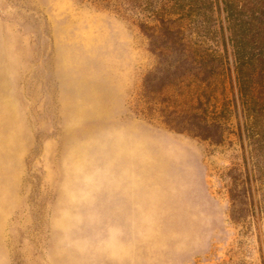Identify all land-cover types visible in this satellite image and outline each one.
<instances>
[{"label":"rangeland","instance_id":"rangeland-1","mask_svg":"<svg viewBox=\"0 0 264 264\" xmlns=\"http://www.w3.org/2000/svg\"><path fill=\"white\" fill-rule=\"evenodd\" d=\"M211 1L0 0V264H264V117Z\"/></svg>","mask_w":264,"mask_h":264},{"label":"trees","instance_id":"trees-1","mask_svg":"<svg viewBox=\"0 0 264 264\" xmlns=\"http://www.w3.org/2000/svg\"><path fill=\"white\" fill-rule=\"evenodd\" d=\"M129 1L133 9H143L163 28H169V25L179 21L194 22L196 11L204 12L206 18L213 11L211 0ZM223 7L231 34L239 96L249 118L250 113L264 117V98L261 102L256 98L264 95V0H223ZM190 49L199 52L197 48ZM199 53L198 58L203 60L204 54ZM206 55L209 58L210 55ZM259 90H262L260 94Z\"/></svg>","mask_w":264,"mask_h":264}]
</instances>
